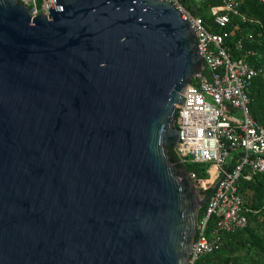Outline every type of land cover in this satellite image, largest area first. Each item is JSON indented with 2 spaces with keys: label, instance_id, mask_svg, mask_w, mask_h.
Segmentation results:
<instances>
[{
  "label": "water",
  "instance_id": "95a60500",
  "mask_svg": "<svg viewBox=\"0 0 264 264\" xmlns=\"http://www.w3.org/2000/svg\"><path fill=\"white\" fill-rule=\"evenodd\" d=\"M0 0V264H190L202 196L169 152L204 69L166 0Z\"/></svg>",
  "mask_w": 264,
  "mask_h": 264
},
{
  "label": "built area",
  "instance_id": "2783aa9c",
  "mask_svg": "<svg viewBox=\"0 0 264 264\" xmlns=\"http://www.w3.org/2000/svg\"><path fill=\"white\" fill-rule=\"evenodd\" d=\"M33 16H49L48 4L56 9L55 0H21ZM172 3L182 18L190 23L198 39V49L204 59V69L185 88L184 103L178 107L177 126L180 139L174 149L183 163L192 162L209 166L211 187L196 181L198 190L212 188L223 176L214 195L198 218L190 264L203 256L213 254L221 247L225 234H234L249 224L252 210L247 207V196L241 190L242 179L252 180L264 173V126L252 115L250 89L260 70L249 60L255 56L246 50L242 40L237 57L227 44L229 26L238 23L259 24L241 11V0H218L209 5V20L203 16L201 5L212 0H166ZM264 4V0H261ZM216 28L218 31H216ZM263 28V27H262ZM264 34V28H263ZM253 32L249 39L253 40ZM212 171H215V175ZM200 191V192H201ZM211 220L215 226L210 229Z\"/></svg>",
  "mask_w": 264,
  "mask_h": 264
},
{
  "label": "trees",
  "instance_id": "16d2710c",
  "mask_svg": "<svg viewBox=\"0 0 264 264\" xmlns=\"http://www.w3.org/2000/svg\"><path fill=\"white\" fill-rule=\"evenodd\" d=\"M241 1V11L252 19L259 20L262 26L243 22L238 23V28L229 26L225 29L229 32L226 41L237 57L243 55L235 48L238 40L243 41L246 50L256 52L255 56L249 58L260 70L250 89V107L253 117L264 126V34L262 31L264 28V4L261 0ZM219 3L218 0H212L209 4L200 6L206 20L210 18L209 5ZM216 31H218L217 28ZM251 32L254 34L253 40L248 37ZM169 152L175 156L173 148H169ZM184 164L197 182L209 179L207 172L209 166L194 163L189 158L185 160ZM212 172L215 175V171ZM240 188L247 196V207L252 210L248 226L234 234H225L220 249L213 254L203 256L196 264H264V173L255 174L252 180L242 179ZM211 190L212 188L206 189L200 194L207 195ZM205 208L200 210V218ZM214 226L215 221L211 220L210 229H213Z\"/></svg>",
  "mask_w": 264,
  "mask_h": 264
},
{
  "label": "rangeland",
  "instance_id": "374dc122",
  "mask_svg": "<svg viewBox=\"0 0 264 264\" xmlns=\"http://www.w3.org/2000/svg\"><path fill=\"white\" fill-rule=\"evenodd\" d=\"M211 183H212V181H202V184H203V187H209L210 185H211ZM211 187V186H210ZM201 190H199V192H200Z\"/></svg>",
  "mask_w": 264,
  "mask_h": 264
},
{
  "label": "flooded vegetation",
  "instance_id": "af4514ba",
  "mask_svg": "<svg viewBox=\"0 0 264 264\" xmlns=\"http://www.w3.org/2000/svg\"><path fill=\"white\" fill-rule=\"evenodd\" d=\"M202 192V191H201Z\"/></svg>",
  "mask_w": 264,
  "mask_h": 264
}]
</instances>
